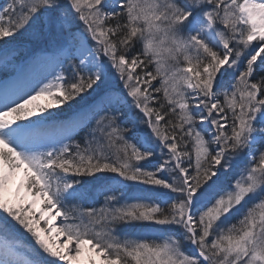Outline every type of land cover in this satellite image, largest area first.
<instances>
[{
  "label": "snow or ice",
  "instance_id": "obj_1",
  "mask_svg": "<svg viewBox=\"0 0 264 264\" xmlns=\"http://www.w3.org/2000/svg\"><path fill=\"white\" fill-rule=\"evenodd\" d=\"M0 54L55 62L0 85V264H264V0H5Z\"/></svg>",
  "mask_w": 264,
  "mask_h": 264
},
{
  "label": "rangeland",
  "instance_id": "obj_2",
  "mask_svg": "<svg viewBox=\"0 0 264 264\" xmlns=\"http://www.w3.org/2000/svg\"><path fill=\"white\" fill-rule=\"evenodd\" d=\"M5 3V0H0V5H3ZM18 43V45L21 47V48H23L24 46H28V48L30 49V51H28V52H24V51H22L21 52V56L18 58V61L19 60H27V57H28V55H30L31 54V51H34L35 49H36V45L35 44H29V43H27V42H25V43H21V42H17ZM3 55L2 54H0V85H2V82L4 81V80H12V79H15V78H19V77H21V76H23V77H25V78H28V73H27V70L33 65V64H23L22 66H21V69L20 70H16V69H9V70H7V71H5L4 70V68H3ZM41 64H44V62H41ZM40 64V65H41ZM54 65H55V62L54 61H48V70H47V73H46V75L48 74V73H50V72H52V70H53V67H54ZM41 67V66H40ZM56 71H59V69L57 68L56 69ZM45 75V76H46ZM42 79V78H41ZM40 80V79H39ZM18 84V83H17ZM18 86H20V87H24L23 86V84L22 85H20V84H18ZM77 103H79V107H81V106H83V101H81L80 100V98L78 97L77 98ZM38 103H46V101H38ZM53 111H62L63 110V106H62V108H55V109H52ZM66 115L67 116H71L72 115V111L71 112H66ZM57 223H59V220L57 221ZM20 239V243L22 244V245H25V246H27V245H29V244H31L32 243V241H31V239H30V237L28 236V234L27 233H23L22 234V236L19 238ZM21 251H26V247L25 248H21L20 249Z\"/></svg>",
  "mask_w": 264,
  "mask_h": 264
},
{
  "label": "bare ground",
  "instance_id": "obj_3",
  "mask_svg": "<svg viewBox=\"0 0 264 264\" xmlns=\"http://www.w3.org/2000/svg\"><path fill=\"white\" fill-rule=\"evenodd\" d=\"M36 63L33 64L28 70V78H25L23 76L15 78L16 83L22 85L24 87L28 86L30 83H33L36 80H39L43 78L48 70V61L44 62V64ZM41 66V67H40Z\"/></svg>",
  "mask_w": 264,
  "mask_h": 264
},
{
  "label": "trees",
  "instance_id": "obj_4",
  "mask_svg": "<svg viewBox=\"0 0 264 264\" xmlns=\"http://www.w3.org/2000/svg\"><path fill=\"white\" fill-rule=\"evenodd\" d=\"M18 42H23V43H25V42H27V43H29V44H33L27 37H22V38H20L19 40H18ZM69 103H71V104H73V105H76L77 107H79V103H77V101L76 100H73V101H71V102H69ZM63 110H66V112H71L72 110L71 109H69V106H68V104H64L63 105Z\"/></svg>",
  "mask_w": 264,
  "mask_h": 264
}]
</instances>
